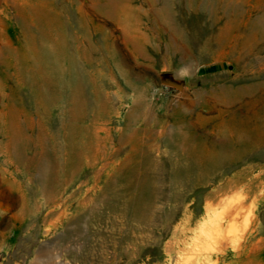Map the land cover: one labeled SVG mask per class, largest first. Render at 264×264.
Returning a JSON list of instances; mask_svg holds the SVG:
<instances>
[{
    "label": "rangeland",
    "instance_id": "1",
    "mask_svg": "<svg viewBox=\"0 0 264 264\" xmlns=\"http://www.w3.org/2000/svg\"><path fill=\"white\" fill-rule=\"evenodd\" d=\"M104 6L0 0V264H236L215 239L249 231L264 188L216 224L264 183V140L226 133L211 163L184 152H218L264 116V0Z\"/></svg>",
    "mask_w": 264,
    "mask_h": 264
},
{
    "label": "bare ground",
    "instance_id": "2",
    "mask_svg": "<svg viewBox=\"0 0 264 264\" xmlns=\"http://www.w3.org/2000/svg\"><path fill=\"white\" fill-rule=\"evenodd\" d=\"M104 3H105V6H104V11L106 14H111V13H116L118 12V10H120V7H113L111 8L110 4H112V0H104ZM116 3V2H115ZM119 4V3H118ZM118 4H114V6L118 5ZM103 5V4H102ZM120 5V4H119ZM103 12V11H102ZM263 19V18H262ZM230 22V21H229ZM251 25V24H250ZM230 26V25H229ZM253 26V25H252ZM256 26V25H255ZM251 28V27H250ZM256 28V27H255ZM254 28V30H255ZM225 29V28H224ZM249 31V30H248ZM224 32V31H223ZM255 33V32H254ZM224 34V33H223ZM258 34V32H257ZM221 36V35H220ZM223 36V35H222ZM221 36V37H222ZM245 36V35H244ZM258 36V35H257ZM219 37V36H218ZM252 37V36H251ZM225 38V37H224ZM243 38V37H242ZM245 38V37H244ZM215 40V39H214ZM256 40V39H255ZM205 41V40H204ZM217 41V40H216ZM222 41V40H221ZM247 43V41H246ZM240 44V43H239ZM242 45V44H241ZM240 45V47H241ZM244 45V44H243ZM247 45V44H246ZM252 45V44H251ZM210 46V45H209ZM221 47V46H220ZM239 47V46H238ZM214 48V47H212ZM209 49V48H208ZM220 50V49H219ZM249 50V49H248ZM251 50V49H250ZM45 52V51H44ZM52 52V51H51ZM46 53V52H45ZM47 54V53H46ZM49 54V52H48ZM49 56V55H48ZM52 56V55H50ZM53 57V56H52ZM55 58V57H54ZM238 58V57H236ZM58 59V57H57ZM46 60V58H45ZM50 60V59H49ZM56 60V59H55ZM237 60V59H236ZM57 61V60H56ZM49 62V61H47ZM215 62V61H214ZM45 63V62H44ZM57 63V62H56ZM55 63V65H56ZM235 64V63H234ZM236 65V64H235ZM262 65V64H261ZM46 66V65H45ZM52 66V65H51ZM50 66V67H51ZM49 67V66H48ZM59 67V66H58ZM54 68V67H52ZM262 68V66H261ZM56 69V68H55ZM242 69V68H241ZM248 69V68H247ZM260 69V68H258ZM264 69V68H263ZM246 70V69H245ZM53 71V70H52ZM50 71V72H52ZM55 71V70H54ZM57 71V70H56ZM257 71V70H256ZM253 72V71H251ZM248 74V73H247ZM241 75V74H240ZM239 76V75H238ZM237 77V76H236ZM239 78V77H238ZM261 82V81H260ZM263 83V81H262ZM250 84V83H249ZM254 84V83H253ZM252 84V85H253ZM263 86V84H262ZM238 87V86H236ZM244 87V86H243ZM226 88V86H225ZM230 88V87H229ZM256 88H257V85H256ZM263 88V87H262ZM202 89V88H201ZM240 89V88H238ZM227 90V89H226ZM232 89H230L231 91ZM234 90V89H233ZM249 90V89H248ZM206 91V90H204ZM223 91V90H222ZM255 91V90H254ZM199 92V91H198ZM226 92H229V91H226ZM240 92V91H239ZM250 92V91H249ZM206 93V92H205ZM219 93V92H218ZM223 93V92H222ZM253 93V92H252ZM258 93V92H255V94ZM241 94V93H240ZM200 95V94H199ZM207 95V93L205 94ZM210 95H211V92H210ZM229 95V94H228ZM234 95V94H232ZM73 96V95H72ZM195 96V95H193ZM204 97V96H202ZM222 97V96H221ZM208 98V97H207ZM211 98V97H210ZM226 98V97H225ZM230 98V97H229ZM234 98V97H233ZM233 98H231V101L233 100ZM241 98V97H240ZM198 99V98H197ZM195 100V99H194ZM235 100V99H234ZM233 100V101H234ZM237 100V99H236ZM196 101V100H195ZM211 101V100H210ZM218 102V100H217ZM237 102V101H236ZM240 102V101H239ZM230 103V102H229ZM196 104V103H195ZM225 105V104H224ZM194 106V105H193ZM197 106V105H196ZM216 106V105H215ZM228 106V105H227ZM231 106V105H230ZM238 106V105H237ZM75 107V106H74ZM73 107V108H74ZM221 107V106H220ZM224 107V106H223ZM233 107V106H232ZM72 108V109H73ZM202 108V107H201ZM231 108V107H230ZM229 108V109H230ZM77 109V107H76ZM74 110V113L75 111L77 110ZM199 110V108H198ZM233 110V109H232ZM244 110V109H243ZM181 111V110H180ZM197 111V110H196ZM184 112V111H183ZM233 112V111H232ZM241 113V112H240ZM252 113V112H251ZM77 114V112H76ZM188 114V113H187ZM73 115V113H72ZM185 119V118H184ZM230 119V118H229ZM235 119V118H234ZM188 121V120H187ZM238 121V120H237ZM237 121H236V124L237 125ZM245 121V120H244ZM180 122V121H178ZM183 122V121H182ZM232 122V121H231ZM235 123V122H234ZM185 124V123H183ZM189 124V123H187ZM223 122H222V126H223ZM228 124V123H227ZM179 125V124H178ZM225 125H226V122H225ZM254 125L255 127L252 129L253 132H249L247 131V127L244 126V124L240 123V127H238L237 129H228V130H225L222 132V134H220V137H219V140L217 141V148H218V152H213V151H204V150H199V149H194V150H188L186 149L187 151L184 152L185 155H187L189 158L190 157H197V158H204L207 162L211 163L212 161H219L220 159L224 158V156L226 155V153L224 152L228 146L227 142H226V135L228 136L229 134V137L231 140H233L234 142L236 143H240L241 141L245 142L247 141V143H250L252 142V140H261L263 139L264 140V116L263 117H256L255 120H254ZM221 126V127H222ZM232 126V125H231ZM230 126V127H231ZM188 128V127H186ZM223 128V127H222ZM193 129V128H192ZM219 129V128H218ZM216 129V130H218ZM179 130V129H178ZM189 130V129H188ZM215 130V131H216ZM222 130V129H220ZM215 131H214V135H215ZM217 132V131H216ZM228 133V134H226ZM254 133V134H253ZM218 134V133H217ZM16 136V135H15ZM168 136V135H167ZM201 136V135H200ZM169 137V136H168ZM206 137V136H205ZM13 139H15V137H13ZM170 139V138H169ZM229 139V138H228ZM18 140V139H17ZM16 141V139H15ZM14 141V142H15ZM211 141V140H209ZM232 142V141H230ZM229 142V143H230ZM177 143V142H176ZM180 143V142H179ZM207 143V142H206ZM212 143V142H211ZM233 143V142H232ZM227 144V145H226ZM245 144V143H244ZM243 144V145H244ZM262 144V143H261ZM260 144V145H261ZM210 145V144H209ZM230 145V144H229ZM239 145V144H238ZM250 145V144H249ZM256 145V144H255ZM178 146V145H177ZM185 146V145H183ZM183 146H180V147H183ZM211 146V145H210ZM208 147V146H207ZM229 147V146H228ZM239 147V146H238ZM261 147V146H260ZM187 148V147H186ZM211 148H214V147H211ZM236 148V147H235ZM249 148V147H248ZM193 149V148H192ZM230 149V148H229ZM234 149V148H233ZM247 149V148H246ZM183 150V149H182ZM211 150V149H210ZM228 150V149H227ZM226 150V151H227ZM232 151V150H231ZM238 151V149L236 150ZM228 153V152H227ZM242 153V152H241ZM178 154V153H177ZM233 154V152L231 153ZM237 154V153H236ZM235 154V155H236ZM246 154V153H245ZM234 155V157H235ZM238 155V154H237ZM179 156V155H178ZM241 157V155H239ZM238 156V157H239ZM182 158V157H181ZM253 158V157H252ZM188 160V158H187ZM225 160V159H224ZM223 160V161H224ZM231 160V159H230ZM234 160V159H233ZM238 160V159H235V161ZM249 160V159H248ZM70 161V160H68ZM232 161V160H231ZM239 161V160H238ZM237 161V162H238ZM189 162V161H188ZM225 162V161H224ZM223 162V163H224ZM229 163V162H228ZM231 163V162H230ZM229 163V164H230ZM234 163V162H233ZM236 163V162H235ZM70 164V163H69ZM219 164V163H218ZM188 165V164H187ZM70 166V165H68ZM222 166V165H221ZM249 167V166H248ZM184 168V167H183ZM247 168V167H246ZM197 169V168H196ZM222 169V168H220ZM248 169V168H247ZM250 169V168H249ZM185 170V169H184ZM189 170V169H187ZM263 170V169H262ZM190 171V170H189ZM196 171V170H195ZM245 171V169H244ZM187 172V171H185ZM184 172V173H185ZM198 172V171H197ZM183 173V174H184ZM209 173V172H208ZM194 174H192L193 176ZM200 176V174H199ZM203 176V175H202ZM236 177V176H235ZM132 178V177H131ZM200 178V177H198ZM237 178V177H236ZM174 180H177L178 179H175L173 178ZM190 179V178H189ZM130 180V179H129ZM205 180V179H204ZM197 181V180H196ZM188 183V181H186ZM202 182V181H201ZM242 179L239 175V177L237 178V180L235 181H232V182H228L226 187L227 188H234L236 187L237 185H240L242 183ZM127 183V182H126ZM191 183V182H190ZM196 183V182H195ZM193 183V184H195ZM255 182H252V184H246L244 185L243 187V190L241 191V197H240V200L233 206H229V208L227 210H225L224 214H222V220L223 222H219L217 223L216 227L217 229L220 230V228L223 226V224L227 221H237L239 218H241V215L243 214L245 208H246V202L248 200V198L254 196L257 192V190L261 187V188H264V183L262 182H256V184H254ZM125 184V183H124ZM189 185V184H187ZM192 185V184H191ZM126 186V185H125ZM242 188V187H241ZM226 189V188H225ZM212 194V193H211ZM216 195V194H215ZM207 197V196H206ZM256 197V196H255ZM254 197V198H255ZM252 199V198H251ZM132 201H133V204L135 206H137V210L140 212L141 210V206L144 205V202H145V191L141 190L139 192L136 193V195L133 196L132 198ZM253 201V200H252ZM135 209V208H134ZM137 211V212H138ZM264 211V210H263ZM259 215L256 216L253 220V223L252 225L249 227V231H247L239 240L237 241H233L231 243H229V238L227 237H221V238H217L215 239L216 242L219 244L220 248L218 251H219V258H223L229 254H233V257L234 259L236 260V264H264V247H260L259 246V242L261 243V240H258L257 242H254V240L259 237L261 234H264V212H261V213H258ZM245 223V222H244ZM248 224V223H246ZM246 226V225H245ZM252 226H254V228L251 230ZM246 228V227H245ZM248 228V227H247ZM251 230V231H250ZM229 244H230V247H229ZM229 250L227 251V253L224 254V252L226 250ZM231 249V250H230ZM217 254V253H216Z\"/></svg>",
    "mask_w": 264,
    "mask_h": 264
},
{
    "label": "clouds",
    "instance_id": "3",
    "mask_svg": "<svg viewBox=\"0 0 264 264\" xmlns=\"http://www.w3.org/2000/svg\"><path fill=\"white\" fill-rule=\"evenodd\" d=\"M189 76H190V73L186 68H182L181 70H179L178 73H176V77L179 79L188 78Z\"/></svg>",
    "mask_w": 264,
    "mask_h": 264
},
{
    "label": "trees",
    "instance_id": "4",
    "mask_svg": "<svg viewBox=\"0 0 264 264\" xmlns=\"http://www.w3.org/2000/svg\"><path fill=\"white\" fill-rule=\"evenodd\" d=\"M218 69H219V66H210V67H207L205 69H200L198 71V73H202V74H204V73H212V72H215Z\"/></svg>",
    "mask_w": 264,
    "mask_h": 264
}]
</instances>
